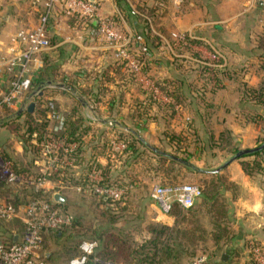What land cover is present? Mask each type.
<instances>
[{"label":"crops","instance_id":"1","mask_svg":"<svg viewBox=\"0 0 264 264\" xmlns=\"http://www.w3.org/2000/svg\"><path fill=\"white\" fill-rule=\"evenodd\" d=\"M178 2L97 0V20L92 21L91 26L66 15L56 7L47 31L50 45L35 55L30 71L25 75L29 82L35 83L47 69L49 71L46 73H53V78L47 80L37 92L27 93L24 88L12 104L0 106V121L7 119L12 112L19 113L27 109L33 98L41 96L42 100H53L65 119L73 110L84 117L89 126V131L82 137L86 149L83 152L85 159L89 154L96 153L92 147L100 145L104 139H108L110 144L114 140L113 133H108L110 126L107 122L110 119L115 118L129 126L136 122L140 114L147 117L146 127L139 135L144 143L155 147L167 146L162 136L165 128L181 133L193 154L191 162L204 164L209 169L223 166L234 156L228 151L211 150L208 142L210 135L216 138L226 128L231 131L235 145L241 149L252 148L257 138L264 133L261 129L264 124L259 128L246 118L251 106L249 102L241 101V88L242 84L256 87L264 77V70L260 67L262 50L258 45L259 36L264 31V0ZM42 7L43 0L37 3L34 0H0V93L7 91L13 77L5 61L18 49L10 42V36L19 29L33 27ZM130 8L137 14H133ZM145 16L152 17L154 21L152 32L162 28L170 35V46L165 43L158 50H153L156 55L149 50L148 65L146 58L143 63V75L147 82L140 83L128 72L118 49L133 52L134 49L129 48V45L135 40L136 33L143 32L141 17ZM105 18L112 20L125 35H134L135 38L109 44L97 37L95 32L98 21ZM172 32L191 35L195 41L176 42L172 39ZM171 47L178 48L179 52H175L176 60L172 56ZM214 54L219 57H214ZM185 57H197L209 65L217 62L224 67V72L216 71L200 78L196 71L191 70L193 60L188 59L181 65ZM152 58H160V61L153 64ZM147 66L148 70L145 69ZM151 79L172 80L176 86L179 81L182 83L180 92L184 97L183 104L174 107L175 115L167 118L168 124L162 118L163 113L168 112L145 101L141 89L150 88L153 84ZM190 87L193 90L190 91ZM194 88L200 91L194 92ZM54 125V120L50 121L53 129ZM114 129L117 130L118 126ZM56 142L59 148H63L61 141ZM201 146L204 147L203 151ZM73 147L74 144L70 146ZM67 150L64 148L65 152ZM0 151L8 152L18 166L34 168L29 164V158L23 153L17 138L1 126ZM121 153L116 152L117 156ZM61 158L66 160L67 165H71V161L64 155ZM61 158L58 157L57 162ZM33 161L35 165H41L40 171L57 169L56 164L51 166L49 158L34 159L31 163ZM96 161L105 163L106 158L99 155ZM72 167L73 170L79 168L75 165ZM218 171L236 185L234 193L225 192L233 238L229 244L218 248L211 242L208 247L211 252L210 261L249 264L247 245L256 241L264 249V179L260 175H247L237 158ZM20 177L26 178L25 175ZM48 184L51 187L49 189H52L51 194L59 192L66 196L69 191H74L73 185H64L61 181H48ZM17 185H13V192L22 194L23 190H18ZM4 189V184L0 185V191ZM147 207L155 210V219L160 223L169 226L174 224V217L163 213L157 204H147ZM223 253L227 255L225 260L221 259Z\"/></svg>","mask_w":264,"mask_h":264},{"label":"trees","instance_id":"2","mask_svg":"<svg viewBox=\"0 0 264 264\" xmlns=\"http://www.w3.org/2000/svg\"><path fill=\"white\" fill-rule=\"evenodd\" d=\"M131 10L132 8H130V11ZM131 12L137 14V12ZM141 21L143 22L144 27L143 32L135 34L136 38L131 42L129 48L132 47L131 49L135 50L131 53H133L138 60H143L144 62L146 58L147 64L149 61V50H158V48L165 43L170 46V35L162 28L159 30L154 28L156 31L152 32L151 29L154 27L152 17H141ZM86 24L91 26L92 21H87ZM105 41L110 44V41ZM184 41L194 42L195 40L191 35L185 34ZM258 45L259 49L262 50V54L260 55V67L264 70V31L259 36ZM154 51L153 53L156 55ZM171 52L173 53L171 54L174 60H176L177 54L175 52H179L178 48L175 49L171 47ZM194 58H183L181 65H184L188 59L193 60L194 66L191 70L196 71L200 78H204L205 74L212 75L216 71L221 73L224 72V67H222V65L219 66L217 62L215 65H209L197 57ZM152 61L153 64H156L160 61V58H152ZM145 69L148 70L149 67L147 66ZM48 71L49 70L45 69L41 77L38 78L35 83H32L31 81L29 86L25 88L26 92H37L42 88L43 84L47 83V80L52 79V75L54 74L50 73L49 75L46 73ZM51 72L53 71L51 70ZM128 72L134 77L130 70ZM43 74L45 76H43ZM151 81L153 83L151 84L157 87L167 100L154 97L152 89L146 88L141 89L142 93L145 95V101L149 104L156 105L160 110L168 112L166 114L163 113L162 115L165 124H168L167 118H172L175 115L174 107L183 104L184 97L180 92L182 83L179 81L178 86H176L172 80L151 79ZM69 84L73 86L72 83L69 82ZM192 88L190 87V91L193 90ZM197 91L200 90L194 88V92ZM241 92V101L249 102L251 106L249 112L246 113V118L260 128L264 124V77L256 87L242 84ZM41 98V96L33 98L34 101L32 100L31 102L33 103L31 112L27 109L19 113L12 112L11 116L0 121V126L6 127L20 142L23 153L27 154L29 164L33 165L34 168L18 166L17 162L12 160L10 154L5 151H1L2 158L8 160L13 171L19 175H27L26 177L32 179L44 176L45 179L52 182L61 181V184L64 185L82 186V192H88L89 188L91 189L94 184H92L89 179L91 171L99 172L102 180L101 184L104 183L105 185L110 184L121 186L124 193L121 199L114 200L110 197L100 198V201L106 204V208L109 210V215L111 216L108 219L107 228L117 227V214L120 210L123 211L125 209L124 204H126V197H128L132 187V181H136L133 177L130 178L131 166L143 158L142 156L145 151L149 152L150 156L153 158H156L159 165L162 166L161 169H163L166 164H169V168L182 165L184 168L200 170L208 177L204 182L203 187H200L202 195L201 205L206 207L213 226V229L208 234H206L205 228L201 224L199 218L188 210L189 207L184 208L178 202L173 201L168 214L174 217V224L169 226L160 223L149 226L150 235L143 240L137 241L131 238L127 233L124 234L116 231L108 232V230L106 232L103 229L95 230L93 238H83L79 241L77 239L80 236L79 231L63 233L62 230H65V227L57 231H45L43 233V239L45 236L44 234L48 232L47 234L53 235L55 239L63 240L64 243L60 246L62 248L61 250L66 252L67 256L71 257L70 260L83 255L81 244L84 241H90L95 244L93 254L88 256L86 264H94V259L99 260L97 264H102V262H113L115 264H184L182 263V260L186 258L187 255H193V252L188 250H195L198 244L206 243V240H210L213 243V246L217 248L229 244L230 240L233 238V233L229 227L230 217L228 214V204L225 192L230 191L234 193L236 185L229 181L226 176L219 173V171H216V169L206 168L201 170L197 168L191 160L174 155L175 152H184L185 150L192 154L188 149V144H186V138L184 135L165 128L162 131V136L166 139L168 145L160 146L162 149L160 150L158 147L148 146L139 137L142 129L146 127L147 117L145 115H137L136 122L129 126L122 121H117L113 118L112 120L114 121V124L110 126V131H108V133H113L112 136L114 140L124 141L125 148L122 153L117 156L116 151L112 148L108 139H104L101 141L100 145L92 147L96 150V153L89 154L87 156L88 158L85 159L83 152H85L86 149H84L85 143L83 142L82 137L89 131V126L86 124L84 117L75 113L73 110L66 119L64 118L62 128L54 130L53 126H50V121H53V117H48L46 112L51 111L53 115L61 113L53 100H42ZM49 103L53 104V109H50ZM142 112H144L143 109ZM116 126H118L117 130L114 129ZM261 129L264 132V128ZM50 141H61L63 148L51 150L49 153L43 154L45 144ZM208 142L211 150L228 151L232 155H235L242 150L251 149H241L235 145L231 131L226 128L223 129L216 138L213 135H210ZM263 143L264 137L259 136L256 144L252 147L253 150L244 153L238 157L237 160L239 161L242 170L247 175H260L264 179V147H260ZM72 144H74V147L70 148ZM64 148H67L68 150L65 152ZM200 149L203 151L204 147L201 146ZM113 154L114 156L111 157ZM52 155L60 158L64 155L67 160L71 161V165H67L65 163L66 160H62L61 158L60 162L58 161L55 163V167H57L56 170L48 171L43 175L39 170L41 165H35L34 161L31 163L34 159L46 160ZM99 155L105 156V163L96 161V158ZM74 165L79 168L73 170L72 166ZM157 169H160V167L157 166L156 170ZM180 184L182 183L162 185L174 186ZM7 185L8 191L13 193V200L15 202L19 201L20 199L16 195L20 193L13 192L14 184L4 183V188H6ZM22 194V197L26 201L24 203L25 206L33 198L32 196L29 197V195H34L35 193L33 192L32 187L27 184L24 185ZM119 201H122V205L120 204L121 206L119 205ZM49 202L53 207L65 208V204L54 203L50 199ZM10 203L16 208L15 204L12 202ZM188 216H190V218ZM13 222L19 223L17 219L7 220L0 217V232L1 234L10 232V241H17L23 235L25 225L24 223L23 225L19 224L23 230L18 233L13 231V228L10 227ZM2 235L0 237H2ZM47 237L49 238V236ZM0 239L4 240L2 238ZM72 241H76L77 244L75 245V249L72 248V250H70V246L66 245V242L69 243ZM247 246L249 249V264H258L254 259L253 250L256 247L263 251L264 249L256 241H252V243ZM207 249L209 252L207 254L203 253L206 257L205 264H221L218 260L210 261L211 252L209 248ZM48 256L47 252H41L40 254V257L45 261V264H47L46 261L48 260Z\"/></svg>","mask_w":264,"mask_h":264},{"label":"built area","instance_id":"3","mask_svg":"<svg viewBox=\"0 0 264 264\" xmlns=\"http://www.w3.org/2000/svg\"><path fill=\"white\" fill-rule=\"evenodd\" d=\"M40 1L42 0H34V3ZM56 7H59L66 15L77 17L84 24L87 21L97 20V0H43V7L39 12L35 25L31 28L19 29L10 36V42L18 49L16 48L15 53L5 61L6 68L8 71L13 72V77L9 81L7 91L0 93V106L11 104L19 92L29 86L30 82L25 75L30 71V65L35 55L50 45L47 31L50 18ZM95 34L97 37L99 36L104 40L110 41V43L112 42V44L123 40H132L131 37L135 38L134 35H125L106 18L99 19ZM171 36L176 42L185 40V35L178 32H172ZM118 53L135 79L140 83H146L147 79L143 75V60H138L133 53L124 48L118 49ZM213 56L219 57L217 54ZM150 88L154 97L167 100L157 87L151 85ZM49 107L53 109V104L49 103ZM47 116L53 117L54 130L62 127L64 118L61 114L53 115L51 111H47ZM107 124L112 126L114 121L110 119ZM58 146L59 144L56 141L47 142L44 146V154L58 149ZM111 146L116 152H122L125 148V143L122 140H112ZM49 159L53 167L58 157L52 155ZM9 165L10 162L0 156V181L3 184L16 183L23 178L25 182L35 186V190L38 191L39 187H43V183H48L44 176L36 179L20 177L9 169ZM46 173L44 171L43 175ZM89 179L95 183L92 186V190L99 195L106 194V196L116 198L123 193V189L115 190L112 187L98 186L101 176L97 171H92L89 174ZM150 195L157 203L159 209L163 213L168 214L173 201L178 202L185 208L191 207L201 196V189L198 185L192 183H182L174 186L155 185ZM17 216L16 208L10 202L0 200V217L8 220ZM22 220L25 225V231L19 240L5 241L0 239V264H45V261L40 257L43 249V233L45 231H57L70 225L71 217L59 208L53 207L49 200L42 197H34L25 205ZM94 247L95 244L93 242L84 241L81 244L83 255L72 258L69 264H86L88 256L93 254ZM253 253L257 263L264 264V251L256 247ZM94 261V264H97L99 260L94 259ZM205 262V255L198 254L189 264H205ZM102 264L115 263L102 262Z\"/></svg>","mask_w":264,"mask_h":264},{"label":"rangeland","instance_id":"4","mask_svg":"<svg viewBox=\"0 0 264 264\" xmlns=\"http://www.w3.org/2000/svg\"><path fill=\"white\" fill-rule=\"evenodd\" d=\"M261 137H264V133H262ZM158 149L162 150L160 147H158ZM174 155L182 158H187L188 160H192L193 158V155L190 154V152H188L187 150H185L184 152H175ZM0 156L3 157L1 151ZM142 157L143 158L141 160L131 166L130 178L133 177V179H135L136 181H132V187L130 189L128 197H126V204H124L125 209L123 211L120 210L117 214L118 216L116 218V228H107L108 219L111 216L109 215V210L106 208V204L101 202L100 198L103 196L106 198L110 197L114 200H119L124 193L114 198L111 196H106V194L99 195L97 194V192L91 190L92 188H89L88 192H82V186L75 185L74 191L71 190L66 195L67 200L65 202V208L59 207L62 212L68 214L71 217V223L70 225L65 227V230H62L63 233H68L70 231H79L80 236L77 238L79 241L83 238H93V233H95V230L103 229L106 232L108 230V232L116 231L124 234L127 233L131 238L137 241L143 240L145 237L147 238L150 235L149 226L160 224V222L155 219V210L147 207V204H157L150 195L155 185L192 183L198 185L199 187H203L204 182L208 179V177L204 175L200 170L184 168L182 165H177L169 168V164H166L164 168L161 169L162 166L159 165L156 158L150 156L149 152L147 151H145ZM194 165H196V167L201 170L207 168L206 165L200 163ZM157 166H159L160 169L156 170ZM8 167L13 171L10 165ZM43 171L44 169L41 170L42 173ZM21 179L24 180L23 178ZM21 179L16 182L18 183V185L16 186L18 190H23L24 185L28 184L32 187L33 192L35 193L34 195H29V197H42L46 200L50 199L52 201V189H49L51 187L48 183H43V187H39L38 191H36L35 186L28 182H25V180L21 181ZM90 181L92 184L94 183L93 180ZM101 181L98 182V186L112 187L115 190L122 189L121 186L118 185H105L104 183L101 184ZM93 185H95V183ZM16 196H18L20 200L15 202L13 200V193L8 191V185L3 191H0V197L2 201H10L16 206V212L18 216L13 219H17L19 223L13 222L10 227L13 228V231L19 233L21 230H23V228L20 227L19 224L23 225L24 223L22 218L24 217V203L26 201L22 197L23 194H18ZM201 198L202 195L198 200L195 201V203L191 207H189L188 210H190L199 218L201 224L205 228L206 234H208L213 229V226L211 224V219L207 213L206 207L201 205ZM120 204L122 205V201H119V205ZM188 217L190 218V216ZM2 234L3 235L0 238L4 239L5 241H10V232ZM46 234H44L45 236L43 239V249L41 252H47L49 255L48 260L46 261L47 264H69L71 257L67 256V253L63 252L61 250L62 248L60 247L62 243H64L63 240H57L53 235L47 234V236H49L48 238ZM76 244V241H72L69 243L66 242V245L70 246V250H72V248L75 249ZM210 244L211 241L206 240V243L198 244L195 250L189 249L188 251H192L193 255H187V257L182 260V263L189 264L191 259L195 255L203 253L207 254L209 252L207 248Z\"/></svg>","mask_w":264,"mask_h":264},{"label":"water","instance_id":"5","mask_svg":"<svg viewBox=\"0 0 264 264\" xmlns=\"http://www.w3.org/2000/svg\"><path fill=\"white\" fill-rule=\"evenodd\" d=\"M32 108H33V103H30V104L28 105V107H27V110L31 112V111H32ZM260 147H261V148L264 147V143H263ZM252 150H253V149L251 148L250 150H242V151H240L239 153L235 154L231 159H229L228 161H226V162L224 163L223 166L227 165V164H228L229 162H231L232 160H234V159L240 157V156L243 155L244 153H246V152H248V151H252ZM223 166L218 167V168L216 169V171L220 170ZM2 184H3V183L0 181V185H2ZM51 198H52V201H53L54 203H58V204H64V203L66 202V199H67L65 195H63V194H61V193H59V192H54V193H52ZM226 257H227V255H226L225 253H223L222 256H221V259H222V260H225Z\"/></svg>","mask_w":264,"mask_h":264}]
</instances>
